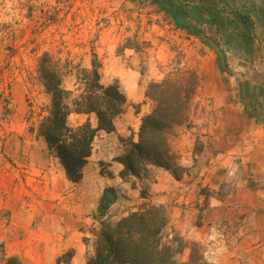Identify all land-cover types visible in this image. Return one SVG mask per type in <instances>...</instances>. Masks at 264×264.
Wrapping results in <instances>:
<instances>
[{"label": "rangeland", "instance_id": "obj_1", "mask_svg": "<svg viewBox=\"0 0 264 264\" xmlns=\"http://www.w3.org/2000/svg\"><path fill=\"white\" fill-rule=\"evenodd\" d=\"M161 2L0 0V264H89L103 221L145 205L164 209L186 264L192 245L209 264H264V0ZM42 61L72 109L92 61L126 99L79 181L40 132L52 107ZM193 74L188 118L168 131L180 177L155 165L120 177L153 109L149 86L177 76L184 87ZM86 122L95 128V114L68 116L71 128ZM107 188L116 199L101 218Z\"/></svg>", "mask_w": 264, "mask_h": 264}, {"label": "trees", "instance_id": "obj_2", "mask_svg": "<svg viewBox=\"0 0 264 264\" xmlns=\"http://www.w3.org/2000/svg\"><path fill=\"white\" fill-rule=\"evenodd\" d=\"M162 4L174 3L173 0H160ZM215 6L216 0H205ZM173 5V4H172ZM176 9H179L176 7ZM218 14L217 7L208 8ZM242 23L241 19H238ZM100 63L92 61L91 69L84 71L91 78V87L73 99L72 109L69 98L72 92L61 87L59 76L51 66L42 61L41 75L47 89L52 94V107L40 125L48 147L55 150L72 181L82 178L81 169L92 153L94 138L100 131L115 130V120L125 106L126 99L115 85L105 87L100 84ZM177 77V76H176ZM176 77H169L161 83H153L146 92L152 100L153 109L143 117L138 133V141L131 142L129 152L121 159L124 169L120 177L141 176L151 165L164 167L176 177H180L182 167L172 150L168 131L182 124L189 115L192 96L197 86V76L179 85ZM71 113H94L97 126L86 122L78 127L68 125ZM115 190L107 188L99 205V216L116 199ZM101 234L96 242V254L89 264H186L179 255L189 245L176 234L167 233V217L161 206L145 205L137 211L115 220H104ZM7 264H20L17 258H9ZM187 264H209L200 254L197 245L190 247Z\"/></svg>", "mask_w": 264, "mask_h": 264}, {"label": "crops", "instance_id": "obj_3", "mask_svg": "<svg viewBox=\"0 0 264 264\" xmlns=\"http://www.w3.org/2000/svg\"><path fill=\"white\" fill-rule=\"evenodd\" d=\"M128 91V90H127ZM78 254V253H77Z\"/></svg>", "mask_w": 264, "mask_h": 264}]
</instances>
